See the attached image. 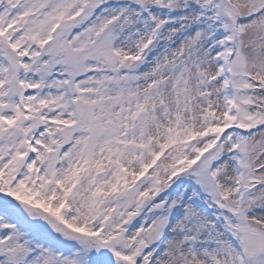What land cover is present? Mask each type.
I'll list each match as a JSON object with an SVG mask.
<instances>
[{"label": "snow or ice", "instance_id": "1", "mask_svg": "<svg viewBox=\"0 0 264 264\" xmlns=\"http://www.w3.org/2000/svg\"><path fill=\"white\" fill-rule=\"evenodd\" d=\"M0 264H264V0H0Z\"/></svg>", "mask_w": 264, "mask_h": 264}]
</instances>
